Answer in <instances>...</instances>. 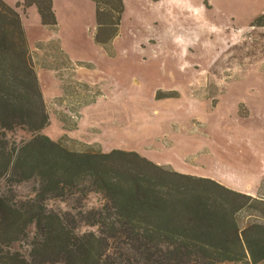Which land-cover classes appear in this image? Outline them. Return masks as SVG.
Masks as SVG:
<instances>
[{
	"label": "rangeland",
	"instance_id": "374dc122",
	"mask_svg": "<svg viewBox=\"0 0 264 264\" xmlns=\"http://www.w3.org/2000/svg\"><path fill=\"white\" fill-rule=\"evenodd\" d=\"M3 1L20 13L32 47L50 115L44 134L76 150L136 151L264 199V26L256 22L264 0H123L119 34L106 45L95 40L96 0H52L56 25L44 24L36 1ZM7 135L31 137L20 128ZM35 184L17 187L19 196H32ZM103 202L91 193L85 205ZM49 207L80 209L74 197ZM256 214L242 212L243 223L264 221Z\"/></svg>",
	"mask_w": 264,
	"mask_h": 264
},
{
	"label": "trees",
	"instance_id": "16d2710c",
	"mask_svg": "<svg viewBox=\"0 0 264 264\" xmlns=\"http://www.w3.org/2000/svg\"><path fill=\"white\" fill-rule=\"evenodd\" d=\"M32 1L44 24L56 25L52 0ZM96 1L95 40L106 45L119 34L124 1ZM256 20L264 26V13ZM49 124L22 17L0 0V182L9 189L0 193V247H9L0 249V264L264 261V221L241 218L247 212L264 220V199L136 151L72 149L42 132ZM18 128L31 137L11 141L7 132ZM31 181L33 195L21 198L17 187ZM91 193L103 197L100 207H86ZM70 197L76 213L49 207L52 199ZM83 225L96 230L81 232ZM23 241L25 251L16 248Z\"/></svg>",
	"mask_w": 264,
	"mask_h": 264
},
{
	"label": "crops",
	"instance_id": "0c3cea01",
	"mask_svg": "<svg viewBox=\"0 0 264 264\" xmlns=\"http://www.w3.org/2000/svg\"><path fill=\"white\" fill-rule=\"evenodd\" d=\"M29 46L31 47V44H29ZM39 47V46H38ZM32 48V47H31ZM36 50V49H35ZM33 52H34V50H33Z\"/></svg>",
	"mask_w": 264,
	"mask_h": 264
}]
</instances>
